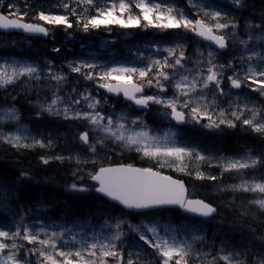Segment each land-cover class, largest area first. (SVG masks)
I'll return each instance as SVG.
<instances>
[{"label": "snow or ice", "instance_id": "1", "mask_svg": "<svg viewBox=\"0 0 264 264\" xmlns=\"http://www.w3.org/2000/svg\"><path fill=\"white\" fill-rule=\"evenodd\" d=\"M230 3L234 8L246 7L245 0H230ZM98 5L100 0H57L52 7L62 11L40 10L32 17L39 21L34 23L25 19L32 8L27 0L23 6L8 3L5 6L7 14L0 12V29L47 37L49 26H62L67 30L75 24L84 32L110 25L153 27L161 31L182 30L175 34L177 40L185 39L183 33H192L210 42L209 50L206 53L197 50L195 59L186 55L185 44L176 43L164 49L157 47V51L162 50L167 55L151 59L144 67H101L88 62H69L68 69L108 93L122 95L138 109L160 106L165 110L161 115L176 124L192 123L208 130H221L222 126L235 129L239 125L264 140V106L241 101L240 94L231 91L248 88L264 97V44L261 51H257L251 43L264 42V13L260 23L247 22V39H240L236 31L238 22L220 10V6L205 5L201 0H186L191 11L171 0H104L102 6ZM72 17H75L74 21ZM257 32L259 34H255ZM233 41L241 45L238 63L234 60L218 62L217 50L229 48ZM53 51L58 52L59 48H53ZM190 61L191 68L187 67ZM52 65L53 61H48L45 66L0 61V89L19 86L27 92L31 82L43 84L50 94L41 99L37 90L36 100L32 102L38 109L37 117L47 114L63 121L82 122L85 130L75 136L80 151L96 154L98 146L111 141L154 161L157 167L154 170L127 164L87 171L79 165L90 161L81 159L78 152L69 156H41V163L47 165L53 159L75 161L78 167L73 170V176L81 181L86 176L94 184L89 186L74 181L68 185V190L76 193L94 191L124 209L149 218L150 223L133 225L117 219L110 224L105 221L109 235L92 233L89 236L87 232H74L71 228L57 231L24 223L25 212L19 222L13 218L11 227L0 222V264H33L32 257H36V264H190L194 257L198 264H264V251L248 250L245 253L222 247L219 251L194 252L192 243L178 238L182 229L170 221L161 225L154 219L157 213L174 208L205 219L218 214V206L204 199L191 198L183 180L159 170L165 167L194 175L198 180H219L221 192L256 194L248 204L264 213V173L254 176L256 170L264 169V151L253 155L249 149L242 156L209 157L198 148L181 146L175 142L174 133L155 135L139 116L129 122L125 113L116 116L106 112L102 100L106 103L107 98H98L87 88L81 92L68 85L67 73L57 71ZM229 72L231 74H227ZM225 82L228 91H225ZM66 85L70 91H65ZM146 88L155 91L148 94ZM169 89L173 90L171 94ZM234 95L236 99L232 98ZM224 97L228 98V107L220 106ZM4 120L19 121V113L14 108L0 110V123ZM27 131L26 128L16 133L0 131V143L17 150L55 147L50 137H29L23 134ZM91 163L95 164V161ZM201 164L218 167L220 175L202 170ZM225 174L237 182L224 185ZM20 177L28 180L30 174L21 172ZM2 203L3 197H0ZM248 214L247 210L241 211V215ZM125 224L128 231L138 237V242L129 243V249H136L134 252L124 246ZM259 239L264 244V236ZM193 240L202 241L203 237H193ZM245 255L247 260L242 258Z\"/></svg>", "mask_w": 264, "mask_h": 264}, {"label": "rangeland", "instance_id": "2", "mask_svg": "<svg viewBox=\"0 0 264 264\" xmlns=\"http://www.w3.org/2000/svg\"><path fill=\"white\" fill-rule=\"evenodd\" d=\"M104 0H100V6L103 5ZM176 5L185 8L186 11H191L186 5V0H184V5H180L182 0H171ZM205 5L220 6V10L225 11L229 14L230 18H234L239 27L236 30L240 36V39H247L246 24L249 20H252L254 23L261 22V14L264 13V2L262 0H245V8H234L230 0H201ZM8 3H16L23 6L24 0H0V10L4 9L7 14L8 9L5 7ZM27 3L32 5L30 8L29 16L31 17L34 13V7H47L53 9L55 12L62 10L53 8L52 6L57 3V0H27ZM3 10V11H4ZM138 11V10H135ZM30 20V18H25ZM35 21V20H32ZM143 23V22H142ZM131 28V27H129ZM52 29V28H51ZM99 30V29H98ZM98 30H95L96 32ZM146 31L145 37L149 38L147 43H143L139 46L133 47L131 49L130 43H128V38L132 37V34L129 30L125 28H109L103 29L100 33L88 34V36H75V35H65V32H59L53 29L51 38L47 41L40 39H26L18 36H13L12 38L6 39V36H0V52L5 50L14 51L17 54H21L23 57L19 58L16 56L0 57V61H17L25 63H35L41 66H45L48 61H53L52 67L57 71H62L68 75V85L75 86L79 91L83 92L85 88L88 91H92L94 95L98 98H107V102L104 103L102 100V107L106 112L114 113L116 116H119L121 113L127 114L129 117V122L131 119L139 116L148 126V128L155 135H163L165 132L171 131L175 134V142L178 144L181 143V138L185 135V129H199L206 134L220 136L225 133L233 132V130L238 131L240 136L246 137L250 143H245L241 146L240 150H237L235 154L225 155L219 153L215 150L203 151V153L209 157L217 156H242L248 152L249 149L252 150V154L256 155L261 151H264V140H261L257 134L252 133L251 130L242 128L239 125L233 128H224L222 126L221 130H208L200 127V125H194L192 123H186L185 126L179 127L173 123L169 118L161 115L164 109L158 105H152L150 109L145 112L138 111L133 107L132 104L124 101L122 97H110L104 92L100 91L96 84L93 81H86L82 77L78 76L75 73H71L68 69L69 62H88L94 63L101 67H111V66H133V63H138L139 67H144L150 62L151 59L161 58L167 55L164 51H157V47L164 49L167 47H172L176 43H183L186 45V55L195 59V54L197 50L204 51L205 53L209 50L208 44L199 40L192 33H183L185 39L177 40L175 34L181 32L182 30H167L161 31L160 29L148 27L143 29ZM255 34H259L258 32ZM59 35V36H58ZM257 51H261V45L264 42H251ZM114 47V48H113ZM214 47V46H213ZM53 48H59V51H53ZM17 50V51H15ZM223 50V49H221ZM226 50V49H225ZM241 52V45L238 42H230L227 52H220L217 50V61L220 63H227L229 60H234V62L239 61V54ZM117 59L128 60L126 63H114ZM193 65L191 61L187 64V67L191 68ZM227 74H231L230 72ZM66 85L65 91H70V88ZM37 90H39V95L41 99L45 95H49L46 88L43 84L38 82H31V87L26 92L19 86H10L6 90L0 89V110H8L14 108L19 113V121H9L4 120L0 123V131L4 133H16L22 129H27V132H23L24 135L29 137L40 138H51L54 142L55 147L52 148H31V149H14L10 145L0 143V148H2L5 154L7 151H24L26 153L29 150H39L42 153L41 156H55V155H75L79 153L81 159L90 161L87 164L79 165L80 168H83L87 171H91L94 168L100 166H106L116 160L118 163H125L126 159L132 160V156L135 161L137 160V165H142L145 167L156 168L154 161L143 158L139 153L129 150L126 147L118 146L117 144L112 143L111 141H105L103 146H98V152L96 154L90 152L80 151L79 144L75 140V136L78 132L84 131L82 122L80 121H63L58 118L51 117L47 114V118L58 119L59 123H54L52 121L41 120L40 123L32 125L26 121L24 113H31L32 110L37 113L38 109L32 106V102L36 100ZM227 82H225V91H228ZM146 93L152 94L154 89H145ZM172 89H169V94L172 93ZM234 94L239 93V99L241 101L247 102L249 104L255 103L259 106L264 105V97L260 96L259 93L253 92L248 88H242L239 90L232 89ZM25 94V95H24ZM17 96V97H16ZM16 97V98H15ZM236 99L234 95L232 97ZM222 107H228V98H221ZM5 104V105H4ZM19 105V106H18ZM154 120V121H153ZM158 120V121H157ZM157 123H156V122ZM81 127V129H79ZM77 128V129H76ZM243 134V135H242ZM258 138L262 143L258 146L253 145L254 140L250 137ZM262 146V147H261ZM186 147H195L196 145L186 146ZM8 148V150H7ZM199 149V148H198ZM39 157V158H40ZM94 160L95 164L91 163ZM111 161V162H110ZM41 162V161H40ZM194 164L195 162H189ZM42 167L51 169L53 171L52 176L61 181L64 184V187L68 190V185L72 184L74 181L77 183H84L86 185H92L90 180L85 176L84 180H79L77 177L73 176V170H75L78 165L75 161L64 160L63 162L59 160H51L49 164ZM200 168L208 173L213 175H220V169L218 167H208L206 164H201ZM161 170L166 172H173L176 175L187 177L189 179H194V189L206 192L208 196L212 198L214 205L218 206L220 218L217 219L220 223H227L232 227L240 229L244 236L241 237L242 244L236 246L233 243L228 242L223 237L216 240L214 236H201V233L196 229H193L192 226H189L190 223L184 224V227H180L179 224H176L170 217L168 218H157L160 221L161 225L167 224L169 221L176 226L177 228L182 229L177 235L178 238L186 239L192 243L194 252L203 253L205 251L213 252L219 251L222 247H226L229 250L235 252H247L251 250L253 252L264 251V244H261L260 237L264 236V213L261 212L255 206L249 205L248 200L255 198L256 194L252 193H232V192H221L218 189V185L221 184V181H217V185L211 184L212 181L209 180H198L193 176H188L183 173L175 171L173 168L165 167ZM50 174V171L47 174ZM48 174V175H49ZM83 175V173H81ZM229 175V174H226ZM261 174L256 175L258 177ZM192 179V180H193ZM58 181V182H59ZM234 182H224V185H229L236 183ZM91 191V190H90ZM88 191V192H90ZM0 197H3V203L0 204V220L4 224L12 226V220L15 218L17 222L20 221V216L25 215L24 223L33 225V226H44L49 230H61L62 228H71L74 232H87L89 236L92 233H98L100 235H109V231L104 227V222L108 221L110 224L114 223L115 220L120 219L127 221L133 225H140L141 223H150V219L147 217L144 218H134L132 219L128 214V217H125L118 212H114L113 209L105 208L102 211L94 212L93 214H87V217L84 221L81 222H67L64 220H59L57 218H52L50 213V207L44 206V200L38 203L35 208L26 207L25 202L20 200L17 204L12 203L3 192L0 194ZM235 198V199H234ZM232 202V203H230ZM6 205V207L4 206ZM242 210H247L248 215H241ZM138 217H141L139 215ZM210 223V222H209ZM124 230L127 233V236L124 238V246L127 250L136 251L135 248L129 249L130 242H138V237L128 231L127 224L124 225ZM254 230V231H253ZM234 233V232H233ZM193 237H203L202 241L193 240ZM217 241V242H215ZM143 243V242H139ZM247 246V247H246ZM235 247V248H234ZM21 255L23 253L21 252ZM247 260V256L244 257ZM33 264H36V257H32ZM190 264H198L195 261V257Z\"/></svg>", "mask_w": 264, "mask_h": 264}, {"label": "trees", "instance_id": "3", "mask_svg": "<svg viewBox=\"0 0 264 264\" xmlns=\"http://www.w3.org/2000/svg\"><path fill=\"white\" fill-rule=\"evenodd\" d=\"M177 1L179 3V0ZM179 4L184 5V0H182V3ZM40 10L55 12L53 9H49L47 7L35 6L33 13L35 14ZM34 14L27 18H30V21H32ZM71 19L74 21L75 17H72ZM51 27L60 33L65 32V35H75L79 37L86 35L88 36V34L100 33V31L103 29L105 30L111 27L116 29L121 28L118 25H110L108 28L101 27L97 32L95 30L84 32L75 24L73 28L67 30H65L62 26ZM125 29L129 30L132 34V37H130L127 41L130 43L131 49L149 41V38L145 37L146 31H143V29L146 28L131 27ZM8 52L10 51H3L5 54ZM136 67H139V65ZM24 116L27 118L26 120H29L32 123V125H36L37 123L41 122L40 120H37L41 118H38L35 112H25ZM50 121L54 122L55 120ZM250 137L254 140L253 145L255 146H258L262 143L260 139L254 138L253 136ZM247 138L248 136H240L238 131L235 130H233V132L225 133L215 137L214 135L206 134L202 130L196 128H186L185 135L182 137L181 142L187 146L194 144L203 151L215 150L225 155H231L235 154L237 150L241 149L239 144L243 145L245 143H250ZM1 150L3 149L0 148V194L3 192L6 198L12 203L17 204L20 200H23L25 204L28 205L34 203L37 200H44L55 208V217H58V214H62V216H66L68 219L74 217H83L85 213L93 214L96 211L98 212L99 210L108 208L107 202L94 193V191L81 193L69 192V190L64 187V184L61 181L52 176L53 171L51 169L42 167L39 158L40 154L42 153L41 151L29 150L24 153V151L9 150L7 151L8 153L5 154ZM133 158L135 157L132 156V160L126 159L125 161L127 163L138 164L137 160L135 161ZM114 163H117L116 160H114ZM49 171L50 174L48 173V175L47 172ZM21 172H28L30 174V179H22L20 177ZM262 173H264V169H258L254 172V176ZM171 174L185 180L190 188L191 196L200 197L210 203H213L212 198L208 196L206 192H201L194 189L195 182L193 177L192 180L187 177L176 175L173 172H171ZM223 181L234 182L237 181V179L225 174ZM216 183L217 181H212L211 184L217 185ZM138 216L139 215L136 214L130 215L132 219ZM156 217H170L176 224H179L180 227H184V224L190 223L189 226H192L193 229H196L198 232H200L201 236L206 235L207 237H210L212 235L216 240H219L218 238L223 237L228 242L233 243L236 246H240L242 244L241 237L244 236L243 232L227 223H220L217 221V219L220 218V214H218L217 219L213 220L211 223H209V221L190 218L177 210H164L157 213Z\"/></svg>", "mask_w": 264, "mask_h": 264}, {"label": "water", "instance_id": "4", "mask_svg": "<svg viewBox=\"0 0 264 264\" xmlns=\"http://www.w3.org/2000/svg\"><path fill=\"white\" fill-rule=\"evenodd\" d=\"M0 31H2V32H13V31H16V32H19V33H21V34H24V35H29V36H32L33 34H28V33H24V32H22L21 30H2V29H0ZM37 36H42V35H37ZM45 37V36H44ZM208 42V41H207ZM104 90V89H103ZM106 91V90H105ZM110 94H112V93H110ZM112 95H114L115 96V94H112ZM113 167H115V166H113ZM108 199V198H107ZM114 202V201H113ZM116 203V202H115ZM128 210V209H127ZM131 211H133V210H131ZM188 214H190V213H188ZM190 215H193V214H190ZM194 216V215H193Z\"/></svg>", "mask_w": 264, "mask_h": 264}, {"label": "bare ground", "instance_id": "5", "mask_svg": "<svg viewBox=\"0 0 264 264\" xmlns=\"http://www.w3.org/2000/svg\"><path fill=\"white\" fill-rule=\"evenodd\" d=\"M24 95H25V94H24ZM16 97H17V96H16ZM16 97H15V98H16ZM18 106H19V105H18ZM263 106H264V105H263ZM153 121H154V120H153ZM157 121H158V120H157ZM155 122H156V121H155ZM156 123H157V122H156ZM76 129H77V128H76ZM79 129H81V127H80ZM261 147H262V146H261ZM114 160H115V159H114ZM110 162H111V161H110ZM113 162H114V161H113ZM110 164H111V163H110ZM110 164H109V165H110ZM234 248H235V247H234ZM237 252H238V251H237Z\"/></svg>", "mask_w": 264, "mask_h": 264}]
</instances>
